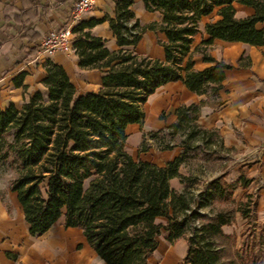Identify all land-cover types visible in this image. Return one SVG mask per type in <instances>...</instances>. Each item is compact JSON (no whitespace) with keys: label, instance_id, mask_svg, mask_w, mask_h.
<instances>
[{"label":"trees","instance_id":"1","mask_svg":"<svg viewBox=\"0 0 264 264\" xmlns=\"http://www.w3.org/2000/svg\"><path fill=\"white\" fill-rule=\"evenodd\" d=\"M113 1V16L79 20L72 28L78 66L103 71L97 92L78 95L65 69L47 58L45 90L34 91L19 107L9 103L0 108V174L11 175L8 188L29 234L42 235L63 214L64 225L80 228L105 264H148L162 230L168 241L185 238L181 264H264L260 241L244 239L236 249L235 235L222 230L235 212L252 217L250 195L236 204L232 198L236 185L244 187L250 179L240 174L236 183H228L221 170L193 194L198 179L178 172L197 154L223 160L231 152L216 129L197 123L203 105H222L224 72L232 67L214 59L209 49L214 38L264 44V0H142L146 10L161 14L160 21L147 24L132 11L134 0ZM235 3L253 13L237 18ZM214 9L219 18L205 24L208 37L192 49L199 20ZM104 20L116 38V50L89 31ZM146 30L164 33L165 40L158 39L164 60L123 48L135 45ZM194 55L210 64L194 68ZM248 63V58L238 59V66ZM172 81L203 99L178 106L173 123L144 133L140 150H147L149 138L159 150L180 146V153L163 166L132 158L125 148L127 126L141 123L144 102ZM173 177L182 183L181 191L170 188ZM215 204L223 205L210 216L201 211ZM160 217L164 224L157 221ZM260 226L264 231V222Z\"/></svg>","mask_w":264,"mask_h":264},{"label":"crops","instance_id":"2","mask_svg":"<svg viewBox=\"0 0 264 264\" xmlns=\"http://www.w3.org/2000/svg\"><path fill=\"white\" fill-rule=\"evenodd\" d=\"M73 2L74 0H0V108L9 103L19 107L34 91L45 90L42 84L45 77L43 63L47 58L65 69L78 95L97 92L101 88L103 71L80 68L73 47L67 52L58 51L50 57L37 53L38 41L42 35L66 24ZM234 6L237 18L253 13L249 6L238 3ZM131 9L141 24L158 22L161 19L160 12L146 10L142 0H134ZM15 14L18 15L17 18ZM113 14V0H93L91 9L85 11L80 20L102 19ZM218 18L216 9L201 17L198 23L199 32L193 37L192 49L208 37L204 32L205 24ZM89 31L91 35L100 37L109 50L119 48L106 20ZM158 39L165 40L164 33L146 30L135 45L123 48L164 60V49ZM209 53L214 59L229 63L232 67L224 72L223 87L219 92L222 105L215 109L203 105L197 123L207 129H216L223 145L231 150L229 153L232 166L223 179L228 183H236L240 174L250 179L244 187L237 184L232 197L236 196L235 200L239 201L246 199L245 194L250 195L254 201V219L263 223L264 44L252 45L214 38ZM240 57L248 58L247 66H238ZM193 61L196 69L210 64L204 62L199 55H194ZM201 99L203 96L191 92L180 81L160 86L142 105V122L127 126L126 151L134 159L165 165L180 153V146L159 150L147 138V150L139 154L133 150L141 143L144 133L173 123L178 106L199 103ZM149 152L153 156L147 155ZM186 166L187 163L181 164L178 172L191 175ZM216 176L218 173L212 178ZM169 185L177 191L183 188L177 177L170 178ZM7 197L9 206L0 198V264H105L90 247L80 228L64 225L63 214L45 233L31 236L15 193H8ZM235 219L236 222L243 220L242 217ZM157 221L165 223V219L161 217ZM230 226L224 225L222 230L225 233L233 232ZM167 234L165 230L160 232L158 245L148 256V264L182 263L187 251L185 238L168 241Z\"/></svg>","mask_w":264,"mask_h":264},{"label":"rangeland","instance_id":"3","mask_svg":"<svg viewBox=\"0 0 264 264\" xmlns=\"http://www.w3.org/2000/svg\"><path fill=\"white\" fill-rule=\"evenodd\" d=\"M179 138H176L175 140L177 141ZM137 154L139 152H142L140 150V144L137 145L136 149L133 150ZM146 155V154H145ZM147 155H152V153L149 152ZM153 156V155H152ZM213 157V156H212ZM215 157V156H214ZM231 153H226L224 154V159L223 160H218L215 158H204L200 154H197L194 158L189 159L187 163V169L191 171V175L198 179V184L194 186V189H200L202 188L205 183L212 178V176H215L216 173L218 175L221 173V170H224L225 173L227 170L232 166L231 160ZM215 174V175H214ZM11 175L8 172H4L0 174V195L4 196V200L7 202L8 206V193H13L9 190L8 188V181L10 179ZM193 194H196V190L193 192ZM233 201L236 204L238 201L235 200L234 197ZM7 199V200H6ZM223 204H215L212 206H207L201 209V211L210 216L212 212L215 210L217 207H221ZM227 206H231L230 204H224ZM237 219L242 217L238 212H235L234 214V220L228 224L231 225L233 232H229L227 234H233L235 235V241H234V248H239L241 242L244 239H247L248 241L252 242H258L260 241V247L264 248V231H261V222H257L256 219H254V216L252 214V217L248 220L246 218H243L242 221L236 222ZM224 226V225H223ZM222 226V227H223ZM230 229V228H229ZM263 236V238L261 237Z\"/></svg>","mask_w":264,"mask_h":264},{"label":"built area","instance_id":"4","mask_svg":"<svg viewBox=\"0 0 264 264\" xmlns=\"http://www.w3.org/2000/svg\"><path fill=\"white\" fill-rule=\"evenodd\" d=\"M93 0H76L73 2L69 18L61 28L51 29L46 32L38 41L37 53L50 57L56 52H67L72 49L74 33L73 26L80 20L85 11L92 7Z\"/></svg>","mask_w":264,"mask_h":264}]
</instances>
